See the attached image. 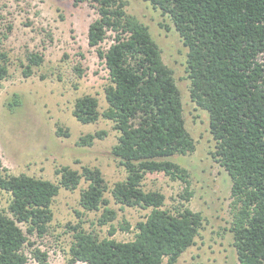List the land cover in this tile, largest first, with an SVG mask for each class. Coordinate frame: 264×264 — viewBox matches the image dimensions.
Returning <instances> with one entry per match:
<instances>
[{
  "label": "trees",
  "instance_id": "16d2710c",
  "mask_svg": "<svg viewBox=\"0 0 264 264\" xmlns=\"http://www.w3.org/2000/svg\"><path fill=\"white\" fill-rule=\"evenodd\" d=\"M90 1L99 16L90 23L88 43L104 61L110 82L105 86L107 108L100 110L97 96L78 97L73 114L81 123L111 120L120 134L112 153L127 171L125 180L109 188L102 170L69 165L55 170L57 182L26 173L6 172L0 156V191L11 194L8 208L0 207V264H28L31 257L49 264L48 252L36 246L37 238L53 236L52 205L63 187L75 190L84 180L80 204L101 210L100 225L116 219L105 192L110 190L122 206L150 208L138 221L134 239L100 237L81 224L74 231L70 262L87 264H175L196 243L203 218L189 207L171 212L163 208L165 195L145 191L147 173L164 172L188 183L189 171L171 160L196 150V140L185 125L184 105L174 72L145 23L126 11V0ZM168 15L188 48L186 68L190 97L209 113V131L215 141L212 153L231 178L230 231L239 264H264V0H146ZM169 28V27H168ZM111 32V43H102ZM23 73L31 76L44 57L29 52ZM78 77L80 66L74 67ZM8 75L6 53H0V84ZM10 110L22 104L14 93ZM58 135L69 136L59 127ZM105 129L81 136L79 146L104 139ZM184 198L192 192L185 189ZM1 204V199H0ZM25 226V230L21 225ZM123 229H129L126 222ZM112 225L109 233L114 235Z\"/></svg>",
  "mask_w": 264,
  "mask_h": 264
},
{
  "label": "rangeland",
  "instance_id": "374dc122",
  "mask_svg": "<svg viewBox=\"0 0 264 264\" xmlns=\"http://www.w3.org/2000/svg\"><path fill=\"white\" fill-rule=\"evenodd\" d=\"M126 1L127 13L148 25L164 62L172 68L183 100L185 125L196 140L194 152L171 157L188 169V183L174 180L164 172L147 173L142 182L145 191L165 195L163 208L175 213L176 207H189L202 215L196 243L175 264H239L229 229L232 182L212 154L215 141L209 131V113L190 97L188 48L168 15L146 0ZM98 16V9L90 1L76 5L74 0H0V53H6L8 65V75L0 84V156L7 173H26L57 182V168L69 165L81 170L88 165L102 170L109 188L126 179L125 167L112 153L120 134L113 128L114 123L101 117L95 123L84 124L73 114L76 99L85 94L98 97L101 111L108 106L104 88L110 82L109 73L97 49L88 43L89 25ZM111 38L109 32L102 43L104 48L110 45ZM29 52L42 54L44 61L34 66L32 75L27 77L23 71ZM76 66L83 69L81 77L74 70ZM14 93L19 94L22 104L12 111L6 103ZM59 127L70 135H58ZM101 129L107 131L104 139H97L92 146L77 144L81 136ZM87 185L82 180L75 190L62 187L52 205L54 235L32 237L36 246L48 252L49 264H87L70 262L72 225L81 224L100 237L128 241L135 237L137 222L146 220L150 213V208L122 206L107 190L109 206L117 216L100 225L102 209L86 210L80 204L81 191ZM187 188L192 192L190 200L183 196ZM0 199V207L7 209L11 194L0 191ZM126 222L129 229L122 228ZM112 225L116 229L114 235L109 233ZM28 255V264H39L30 252Z\"/></svg>",
  "mask_w": 264,
  "mask_h": 264
}]
</instances>
